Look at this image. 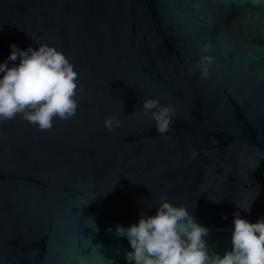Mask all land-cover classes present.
Returning a JSON list of instances; mask_svg holds the SVG:
<instances>
[{
    "label": "water",
    "instance_id": "95a60500",
    "mask_svg": "<svg viewBox=\"0 0 264 264\" xmlns=\"http://www.w3.org/2000/svg\"><path fill=\"white\" fill-rule=\"evenodd\" d=\"M13 43L63 51L82 91L51 130L0 121V264H128L116 225L155 215L161 195L221 255L234 213L264 218V0H0V63ZM206 43L201 79L189 68ZM152 98L175 109L163 135Z\"/></svg>",
    "mask_w": 264,
    "mask_h": 264
},
{
    "label": "clouds",
    "instance_id": "9594fccd",
    "mask_svg": "<svg viewBox=\"0 0 264 264\" xmlns=\"http://www.w3.org/2000/svg\"><path fill=\"white\" fill-rule=\"evenodd\" d=\"M102 27V26H101ZM7 60L0 63V121H10L18 115L41 131L51 130L53 121H67L76 116L79 73L63 51L54 45L40 43L38 48L21 49L14 43ZM212 45L200 47L199 61L189 68L207 79L216 58L209 54ZM19 64L9 66V61ZM151 114L158 133L170 130L175 116L171 105H162L158 98L146 99L142 105ZM122 121L113 114L106 117L109 131ZM155 215L142 216L128 227L117 224L115 232L126 237L131 251L128 264H264V218L251 222L234 213L232 247L223 255L210 251L205 240L209 229L199 224L186 205H176L160 197ZM240 209L250 212L251 204ZM226 218V217H225ZM109 231L112 228L109 227Z\"/></svg>",
    "mask_w": 264,
    "mask_h": 264
}]
</instances>
